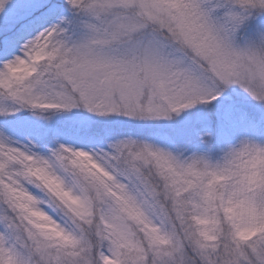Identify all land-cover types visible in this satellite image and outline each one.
Wrapping results in <instances>:
<instances>
[{
	"label": "clouds",
	"instance_id": "clouds-1",
	"mask_svg": "<svg viewBox=\"0 0 264 264\" xmlns=\"http://www.w3.org/2000/svg\"><path fill=\"white\" fill-rule=\"evenodd\" d=\"M37 6L41 23L0 51V264H264V0ZM229 89L258 115L241 112L235 133L218 118L195 147L131 132L46 142L4 123L171 124Z\"/></svg>",
	"mask_w": 264,
	"mask_h": 264
},
{
	"label": "rangeland",
	"instance_id": "rangeland-1",
	"mask_svg": "<svg viewBox=\"0 0 264 264\" xmlns=\"http://www.w3.org/2000/svg\"><path fill=\"white\" fill-rule=\"evenodd\" d=\"M40 23L41 21L38 19L27 20L21 29V36H26L31 33ZM14 46L15 45L12 47L6 46L4 50H11L14 48ZM244 109L246 112L253 115H255L254 113H257L254 106H252L241 93L235 89H229L226 95L222 97L220 101L216 102L215 107L212 109V111H215L218 117L211 118L209 117V111L197 109L196 111L185 114L179 120L171 124L164 122L159 124H137L130 123L127 120L119 117L113 118L111 121H118L121 124L126 125L130 130L129 132L136 136L153 139L161 143H168L172 140L181 144L191 142L193 147H195L196 132L209 127L213 128L218 133L220 132L221 129L220 125L218 124V118L221 119L222 117L223 120L236 122L235 126L225 127V131L235 133L242 130L243 126L248 123L247 120L241 119V112H243L242 110ZM223 115L229 116L230 119ZM25 116L26 114H16L4 123L10 132L17 133L21 130H26L38 138L45 140L46 142H51L54 136H59L62 139H66L63 134L59 133L57 130L54 131L53 129V126L57 120L51 125L45 127L37 124L34 121L25 119ZM59 119L63 122H66L67 125L73 126L75 130L80 133L81 137H83L85 130L91 128L93 125H95V128L98 130H100V127H103L106 130L105 133L101 131L99 137L92 140L100 139L105 135L110 134L113 130L111 122L109 123L108 121H103L83 113H74L71 116L59 117ZM106 123H109V125ZM177 137H180L181 141H179ZM90 140L91 139H88L84 142H88Z\"/></svg>",
	"mask_w": 264,
	"mask_h": 264
},
{
	"label": "snow or ice",
	"instance_id": "snow-or-ice-1",
	"mask_svg": "<svg viewBox=\"0 0 264 264\" xmlns=\"http://www.w3.org/2000/svg\"><path fill=\"white\" fill-rule=\"evenodd\" d=\"M39 0H21L20 7L8 15H0V51L5 47H12L22 37L21 29L29 19H37L43 11L39 8ZM4 0H0V9ZM219 7V6H218ZM215 11V9H213Z\"/></svg>",
	"mask_w": 264,
	"mask_h": 264
},
{
	"label": "trees",
	"instance_id": "trees-1",
	"mask_svg": "<svg viewBox=\"0 0 264 264\" xmlns=\"http://www.w3.org/2000/svg\"><path fill=\"white\" fill-rule=\"evenodd\" d=\"M242 111H245V109L242 110ZM209 113H210L209 117H211V118L212 117H218L216 115L215 111H212L211 110V111H209ZM254 114L255 115H258V113H254ZM223 116H225V115H223ZM225 117H227L228 119H230L229 116H225ZM221 119H223V118L221 117ZM56 120H55L56 122H55V124L53 126L54 131L57 130L59 133L63 134L66 139H74V140L87 141L88 139H91L92 140V139H95V138L99 137L101 131L103 133L106 132V130L103 127H100L99 128L100 130H98L97 128H95V125H93L91 128L86 129L83 137H81L80 136V133L77 130H75V128L73 126L67 125L66 122L61 121L59 118H57ZM64 121H66V120H64ZM108 122L109 123L111 122L112 129H113L110 134H114V133L122 134V133H128L130 131L129 128L126 125H123V124H121L118 121H114V122L113 121H108ZM109 123H106V124L109 125ZM85 134H86V136H85ZM177 139L179 141H181L180 137H177Z\"/></svg>",
	"mask_w": 264,
	"mask_h": 264
}]
</instances>
